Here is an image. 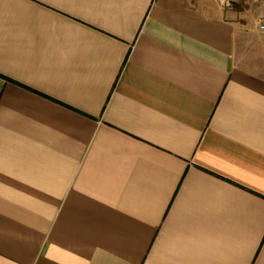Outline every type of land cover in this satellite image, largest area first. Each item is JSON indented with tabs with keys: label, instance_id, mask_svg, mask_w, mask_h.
I'll list each match as a JSON object with an SVG mask.
<instances>
[{
	"label": "crops",
	"instance_id": "1",
	"mask_svg": "<svg viewBox=\"0 0 264 264\" xmlns=\"http://www.w3.org/2000/svg\"><path fill=\"white\" fill-rule=\"evenodd\" d=\"M262 0H0V264H264Z\"/></svg>",
	"mask_w": 264,
	"mask_h": 264
},
{
	"label": "built area",
	"instance_id": "2",
	"mask_svg": "<svg viewBox=\"0 0 264 264\" xmlns=\"http://www.w3.org/2000/svg\"><path fill=\"white\" fill-rule=\"evenodd\" d=\"M262 1H263V6H264V0ZM258 25L261 30H264V8H263V13L259 19Z\"/></svg>",
	"mask_w": 264,
	"mask_h": 264
}]
</instances>
